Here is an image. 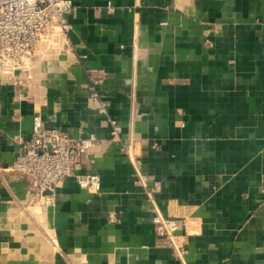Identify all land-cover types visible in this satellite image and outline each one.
<instances>
[{"label": "crops", "instance_id": "1", "mask_svg": "<svg viewBox=\"0 0 264 264\" xmlns=\"http://www.w3.org/2000/svg\"><path fill=\"white\" fill-rule=\"evenodd\" d=\"M72 2L68 42L0 86V264H176L156 213L186 223L187 264H264V0ZM36 113L97 139L41 195L10 169Z\"/></svg>", "mask_w": 264, "mask_h": 264}, {"label": "built area", "instance_id": "2", "mask_svg": "<svg viewBox=\"0 0 264 264\" xmlns=\"http://www.w3.org/2000/svg\"><path fill=\"white\" fill-rule=\"evenodd\" d=\"M107 5L114 11L110 3ZM74 9L72 0H0V86L18 90L30 86L39 56L60 48V42H68L72 30L68 17ZM72 56L79 59L75 54ZM132 59L135 60L134 54ZM110 104L111 101L100 103L99 113L106 115ZM109 123L112 134L118 137L120 126L113 120ZM96 146L97 139L91 133L71 140L65 133L45 130L40 113H36L32 117L31 136L22 145L10 169L16 177L28 180L38 194H49L60 181L73 176L75 170H81L80 158L89 155ZM128 157L137 183L149 195L140 163L129 152ZM76 182L91 193H97L101 185L95 172L76 175ZM152 222L158 236L166 241L176 264H187L188 235L183 229L186 223L160 213L155 214Z\"/></svg>", "mask_w": 264, "mask_h": 264}]
</instances>
